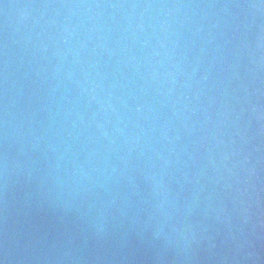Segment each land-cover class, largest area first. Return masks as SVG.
<instances>
[{
  "label": "water",
  "instance_id": "water-1",
  "mask_svg": "<svg viewBox=\"0 0 264 264\" xmlns=\"http://www.w3.org/2000/svg\"><path fill=\"white\" fill-rule=\"evenodd\" d=\"M264 0H0V264H261Z\"/></svg>",
  "mask_w": 264,
  "mask_h": 264
}]
</instances>
